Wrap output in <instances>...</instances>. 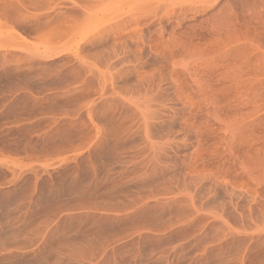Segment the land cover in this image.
I'll return each mask as SVG.
<instances>
[{
	"label": "rangeland",
	"instance_id": "rangeland-1",
	"mask_svg": "<svg viewBox=\"0 0 264 264\" xmlns=\"http://www.w3.org/2000/svg\"><path fill=\"white\" fill-rule=\"evenodd\" d=\"M0 264H264V0H0Z\"/></svg>",
	"mask_w": 264,
	"mask_h": 264
}]
</instances>
